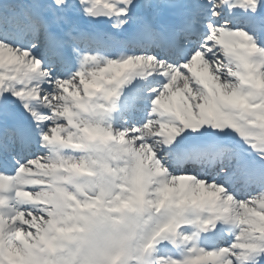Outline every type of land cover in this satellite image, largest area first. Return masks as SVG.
Segmentation results:
<instances>
[{
    "label": "snow or ice",
    "instance_id": "6c2138e0",
    "mask_svg": "<svg viewBox=\"0 0 264 264\" xmlns=\"http://www.w3.org/2000/svg\"><path fill=\"white\" fill-rule=\"evenodd\" d=\"M0 264H264V0H0Z\"/></svg>",
    "mask_w": 264,
    "mask_h": 264
}]
</instances>
